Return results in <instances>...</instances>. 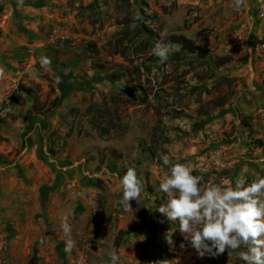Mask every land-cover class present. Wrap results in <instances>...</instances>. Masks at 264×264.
<instances>
[{"label": "rangeland", "instance_id": "1", "mask_svg": "<svg viewBox=\"0 0 264 264\" xmlns=\"http://www.w3.org/2000/svg\"><path fill=\"white\" fill-rule=\"evenodd\" d=\"M126 8V0H0V264H110L113 251L119 264H243L228 250L199 256L158 211L167 201L160 155L189 164L203 184L264 177V0L239 12L229 0ZM162 33L210 55L174 45L161 63L152 48ZM221 57L231 61L218 68ZM129 166L146 195L126 211L118 178ZM127 230L135 232L117 246Z\"/></svg>", "mask_w": 264, "mask_h": 264}, {"label": "clouds", "instance_id": "2", "mask_svg": "<svg viewBox=\"0 0 264 264\" xmlns=\"http://www.w3.org/2000/svg\"><path fill=\"white\" fill-rule=\"evenodd\" d=\"M17 3L23 6L24 0ZM229 6L239 12L249 7V0H229ZM131 27L135 28L136 24ZM166 35L162 33V38L152 48V54L161 63L168 61L174 48L171 42H165ZM39 62L45 68L51 65V59L46 56ZM6 71L0 65V78ZM160 159L167 170L160 179L159 191L166 195L167 201L158 211L169 221L178 222L180 233L197 254L215 257L228 250L229 254L237 252L243 264H264V177L258 175L251 182L238 178L234 183L203 184V176L194 175L189 164L175 161L168 154H161ZM118 182L122 190L119 202L126 211L131 210L130 202H138L146 195L144 181L136 169L129 166ZM60 226L66 237L64 251L70 253L76 241L67 217ZM166 242L173 244L172 235H167ZM241 248L244 250L240 251ZM109 259L110 264H119L120 257L115 251L109 254ZM156 264H168V261Z\"/></svg>", "mask_w": 264, "mask_h": 264}, {"label": "trees", "instance_id": "3", "mask_svg": "<svg viewBox=\"0 0 264 264\" xmlns=\"http://www.w3.org/2000/svg\"><path fill=\"white\" fill-rule=\"evenodd\" d=\"M126 1H127L126 11H130L129 7H131V0H126ZM136 30H137V35H138L137 37L141 36L144 33L139 26H136ZM147 33L152 35V32L149 30H147ZM149 40L150 38H146L144 42L148 43ZM159 40L160 38H158V41ZM164 40L165 42H171L173 45L180 47L183 51L189 54L196 55L198 58L202 60L208 58V56L210 55V51L207 48L198 46L196 42H194L193 40L183 35H171L168 37H164ZM230 61H231V58H227V57L218 58L216 62V66L218 68L224 67L225 65L229 64ZM21 91L25 92L26 95L30 96V90H21ZM226 103H227L226 101H223V102L217 103L216 106L221 107V106L226 105ZM134 232L135 230L121 231L117 237V246L121 244V241L124 237H129Z\"/></svg>", "mask_w": 264, "mask_h": 264}]
</instances>
